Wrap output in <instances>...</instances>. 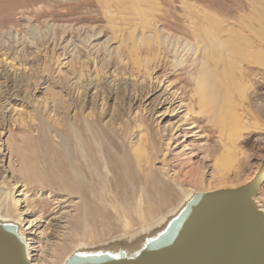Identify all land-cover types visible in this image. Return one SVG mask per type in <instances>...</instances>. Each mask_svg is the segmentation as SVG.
I'll return each instance as SVG.
<instances>
[{"label":"rangeland","instance_id":"rangeland-1","mask_svg":"<svg viewBox=\"0 0 264 264\" xmlns=\"http://www.w3.org/2000/svg\"><path fill=\"white\" fill-rule=\"evenodd\" d=\"M219 38L264 64V51L245 52L264 50V0H0V75L10 79L0 94V215L7 208L36 250L32 262L157 242L195 193L254 178L264 67L223 48L207 58ZM204 70L228 88L224 128L233 111L249 128L235 160L199 104ZM255 200L264 211V186Z\"/></svg>","mask_w":264,"mask_h":264},{"label":"water","instance_id":"water-1","mask_svg":"<svg viewBox=\"0 0 264 264\" xmlns=\"http://www.w3.org/2000/svg\"><path fill=\"white\" fill-rule=\"evenodd\" d=\"M264 186V160L248 183L210 192L186 214L169 253L104 264H264V212L255 197ZM0 264H32L24 241L0 236Z\"/></svg>","mask_w":264,"mask_h":264},{"label":"bare ground","instance_id":"bare-ground-1","mask_svg":"<svg viewBox=\"0 0 264 264\" xmlns=\"http://www.w3.org/2000/svg\"><path fill=\"white\" fill-rule=\"evenodd\" d=\"M187 9L191 11V12L189 11L191 14H196L200 16L204 20L203 23L205 24L208 23L209 26L213 28L212 30L214 32H218L217 23L215 22L212 16L206 14L205 12H202L199 9H193L190 7ZM128 18L130 19V16ZM197 20L200 22V18ZM205 24H202L201 28H202V32L204 33L203 34L204 39L206 41L207 39L209 40V36L206 34V32H204ZM200 29L199 31H201ZM165 40L166 38L163 41ZM228 43L229 42L226 41L225 39L219 38L218 41L216 40L210 44L211 45V48L209 47L211 50L210 54L208 53L207 48L204 49L202 53L208 55L207 58L214 55V53H216V55L218 56H222V48H223L224 52L228 54L233 53V56L236 54L237 55L236 57H239V54H241L240 62L242 64L244 63V65L259 64L264 67V64L258 62L257 60L254 61L252 58H245L243 60L244 52L240 51L237 47H234V45H231L230 43L229 45ZM262 51L264 50H262L261 48L252 49L250 47H245V52H249V55L250 53H253L255 55H258L259 53L262 54L263 53ZM192 52L198 53V49H192ZM0 80L1 81L3 80L2 83L0 81V94H2L8 88V86L6 87V82L7 83L10 82V79L8 78V75L5 73V74L0 75ZM218 81L219 80L213 79V75L210 73V71L207 72L206 70H204L203 73L198 77V83H199V86L201 87V95L203 98V100L202 99L199 100V104L203 108L205 105L211 108L210 114L208 115L209 116L208 122L211 124L214 123V125H218L217 127L221 128L220 130L221 137L223 135L222 134L223 131L225 132L224 154L228 156L229 160H235L236 157L238 156L236 152L237 143L240 141V139H242L243 134L245 133V131H248L249 128L245 125L242 119L237 116L235 111H233V117L230 118V120L227 119L228 123L230 122V126H229L230 128L229 129L224 128L225 122H224V119L223 121H221L222 117L223 115H224V118H226V116H229L230 111L225 113V109L222 107V99H223L225 92L228 90V88L226 89V83L222 84L223 82H221L220 84ZM166 103H168L166 100L161 99L158 101L157 105L160 106ZM178 130L180 131V129ZM208 193L210 192L195 193V197L190 201L186 210L183 211L182 209L178 213V215L173 219V221L167 226L166 230L160 235L156 236L157 242L155 241V239H151L150 237L146 238V240H143V237H144L143 236L142 240L141 238L139 239L141 240L140 244L138 240L129 245H121V246L115 245V246L102 247V248H96V249H87L84 247H79V249L74 250L73 253H71L64 260L63 264H104V263L116 262L120 259H125V258L126 259H138V258L151 259V258L162 257L164 254L169 253L168 245L176 236L178 227L180 226L186 214L190 212L191 210L196 209L198 205L201 203L202 201L201 199H203V197L207 195ZM6 200H7V197H6ZM6 202H4V200L0 201V206L1 205L4 206ZM182 211L183 213L179 215ZM8 215H9V211H7V208L1 212L0 222L2 224H0V236L6 239H9V240L15 241V242H20L21 240L25 242L22 232H18L19 231L18 225L16 226L14 224L7 223V221L10 219ZM34 226L35 225L33 223H31V225H28V227L26 228L27 232L28 230L34 229ZM24 233H26L25 230H24ZM25 245H26V252H27L28 259L30 260L32 264H37V263L32 262L33 260L31 258L32 257L31 253L36 250H33V248H29L26 242H25Z\"/></svg>","mask_w":264,"mask_h":264}]
</instances>
